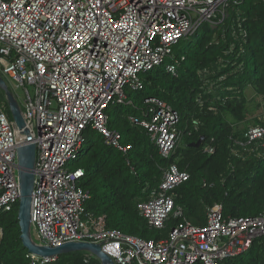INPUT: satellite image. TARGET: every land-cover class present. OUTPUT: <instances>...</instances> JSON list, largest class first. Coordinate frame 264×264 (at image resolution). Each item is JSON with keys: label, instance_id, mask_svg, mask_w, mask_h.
<instances>
[{"label": "built area", "instance_id": "built-area-1", "mask_svg": "<svg viewBox=\"0 0 264 264\" xmlns=\"http://www.w3.org/2000/svg\"><path fill=\"white\" fill-rule=\"evenodd\" d=\"M238 2L0 0V69L25 91L23 115L36 144L31 219L38 243H102L116 264H222L264 237V211L226 218L221 203L208 210L205 225L184 219L160 240L110 229L105 216L86 214L91 193L82 186L85 170L70 166L87 132H98L127 153L131 146L108 127V108L131 103L126 90H143L147 71L164 66L177 76L185 57L176 47L204 23L219 26ZM146 102L150 119L136 122L169 157L182 139L180 113L157 97ZM245 138L264 149V125H250ZM20 141L18 127L0 103V214L20 202ZM188 179L190 173L176 163L164 171L159 187L138 204L150 227L163 229L172 215H183L171 192ZM27 257L31 264H51L58 258L30 252Z\"/></svg>", "mask_w": 264, "mask_h": 264}, {"label": "trees", "instance_id": "trees-1", "mask_svg": "<svg viewBox=\"0 0 264 264\" xmlns=\"http://www.w3.org/2000/svg\"><path fill=\"white\" fill-rule=\"evenodd\" d=\"M195 35L193 48L176 51L185 57L177 76L164 66L147 71L142 74L145 88L133 91L136 96H129L131 103L108 108V127L121 135L122 144L131 146L128 152L92 131L70 163L74 170H85L82 186L91 193L86 214L105 216L110 229L160 240L184 219L205 225L208 210L216 203L223 204L226 218L257 216L264 211V149L247 144L248 126L237 130L228 117L239 123L248 121V86L264 98V0L233 3L219 26L204 23ZM0 74L4 77L1 69ZM151 97L168 102L181 116L182 139L169 157L160 153L148 130L136 122L150 119L151 105L146 100ZM0 102L13 119L1 88ZM202 136V144L192 146ZM173 163L190 173V179L171 192L183 215H172L163 229L153 228L138 204L159 187L164 171ZM18 214L19 203L0 214V264H31ZM51 264L102 262L89 252L77 251L62 254ZM222 264H264V237L255 240L249 251Z\"/></svg>", "mask_w": 264, "mask_h": 264}, {"label": "water", "instance_id": "water-1", "mask_svg": "<svg viewBox=\"0 0 264 264\" xmlns=\"http://www.w3.org/2000/svg\"><path fill=\"white\" fill-rule=\"evenodd\" d=\"M0 88L5 92L13 121L20 131V145L18 147V174L20 182L21 198L19 202V223L21 239L25 248L30 253L43 257L60 256L62 254L86 251L96 256L102 264H116L114 259L103 250L102 243L93 242H67L59 246L43 245L32 237V192L35 182L36 144L33 141L32 132L26 126L22 107L10 89L6 79L0 74ZM202 136L192 146L198 147L204 140Z\"/></svg>", "mask_w": 264, "mask_h": 264}, {"label": "rangeland", "instance_id": "rangeland-1", "mask_svg": "<svg viewBox=\"0 0 264 264\" xmlns=\"http://www.w3.org/2000/svg\"><path fill=\"white\" fill-rule=\"evenodd\" d=\"M196 40H197V35H190L189 37H187L181 42L179 47H177L176 51L178 53H180L181 51L182 52L188 51L189 49L193 48ZM4 77L8 80L9 86L12 89V91L18 96L20 106L23 109V102L25 98L24 89L22 87H17L15 82L10 80L5 75ZM126 92L132 99L135 98L136 94L135 92H133L132 88L127 89ZM246 94L248 98V106L250 108V116H249L248 121L239 123L233 117L228 116L229 119L232 122H234L237 130L245 129L247 126L249 127L250 125H254L255 123H264V98L258 95L251 86H248L246 88ZM86 147H87V144H86ZM32 237L34 238V240L39 241L37 230L35 229L33 225H32Z\"/></svg>", "mask_w": 264, "mask_h": 264}]
</instances>
